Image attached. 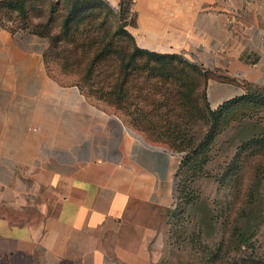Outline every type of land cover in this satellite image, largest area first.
Masks as SVG:
<instances>
[{"label":"crops","instance_id":"1","mask_svg":"<svg viewBox=\"0 0 264 264\" xmlns=\"http://www.w3.org/2000/svg\"><path fill=\"white\" fill-rule=\"evenodd\" d=\"M124 28L206 72L210 110L264 88V0H130ZM45 47L0 26V262L157 264L181 155L92 92L99 80L46 70Z\"/></svg>","mask_w":264,"mask_h":264},{"label":"rangeland","instance_id":"2","mask_svg":"<svg viewBox=\"0 0 264 264\" xmlns=\"http://www.w3.org/2000/svg\"><path fill=\"white\" fill-rule=\"evenodd\" d=\"M126 17L102 0H0L1 27L45 39L46 70L64 83L109 80L107 103H125L149 139L181 155L161 229V264H264V88L209 110L206 73L177 55L138 52ZM232 228L248 240L223 250Z\"/></svg>","mask_w":264,"mask_h":264},{"label":"trees","instance_id":"3","mask_svg":"<svg viewBox=\"0 0 264 264\" xmlns=\"http://www.w3.org/2000/svg\"><path fill=\"white\" fill-rule=\"evenodd\" d=\"M129 3H130V0H121V2H120V5H119V10L120 11H123V12H125L126 13V16L128 15V6H129ZM127 18V17H126ZM129 35V34H128ZM130 36V35H129ZM130 39H131V42H132V45H133V47L138 51V52H140V53H145V54H151V55H155V54H157V53H151V52H147V51H143V50H140V49H138V48H136L135 46H134V44H133V41H132V38L130 37ZM167 55H170V56H174V55H172V54H167ZM184 61V60H183ZM184 62H186V61H184ZM188 65H190V66H193L194 67V65H192V64H190V63H188V62H186ZM60 72L61 71H64V70H59ZM69 71H71L73 74H77V73H75L76 71H78V70H69ZM204 73H206V72H204ZM207 75V74H206ZM81 81L82 80V82L84 81V80H99L100 81V83H101V85H99V84H97L96 86L94 85V84H92V83H90V84H87V85H90V86H88L89 87V89L93 92V91H96V90H102V89H104L105 90V92L104 93H100V94H98L97 96L100 98V99H104L106 102H108V96H110V94H111V90H110V81L109 80H106V79H101V78H79V79H76V81ZM131 81V80H130ZM124 82V81H123ZM125 82H129V80H127V81H125ZM102 83H103V86H102ZM140 83V87H147L148 85H146V84H143V82H139ZM250 87H248L247 89H246V92L244 93V94H242V95H240V96H238V97H236V98H233V99H231V100H228V101H226V102H224V103H222L219 107H217L215 110H211V111H217V110H219V109H221L222 107H224V106H226L227 104H229V103H231V102H233V101H235V100H238L239 98H241L243 95H246V93H247V91H248V89H249ZM120 93V92H119ZM118 93V94H119ZM122 94V93H121ZM122 104H125V103H122ZM205 104H206V102H205ZM206 106H207V104H206ZM208 107V106H207ZM209 109V108H208ZM210 110V109H209ZM135 122V121H134ZM133 122V123H134ZM137 127V126H136ZM141 131H143V128H140V127H138ZM144 132V131H143ZM145 133V135H146V132H144ZM147 137V136H146ZM148 138V137H147ZM151 140V139H150ZM152 141H154V140H152ZM156 142V141H155ZM167 148V147H166ZM182 159V158H181ZM180 165H181V163H180ZM180 167V166H179ZM178 170V169H177ZM175 176H176V173H175ZM175 191H176V187H175ZM248 237L249 236H247L246 234H243V233H241V232H239L237 229H235V228H232V229H229V230H227V232H226V244H224L223 246H222V248H223V250H227V249H231L230 248V246L232 247V249H234L235 247H238V246H241L242 244H244L247 240H248ZM220 246L221 245H218V247L216 248V250L215 249H213V252H214V254H213V256H216V252L218 253L219 251V248H220ZM221 249V248H220ZM225 252V251H224ZM222 258H219V260H218V263L217 264H222ZM157 264H161V261H158V263Z\"/></svg>","mask_w":264,"mask_h":264},{"label":"built area","instance_id":"4","mask_svg":"<svg viewBox=\"0 0 264 264\" xmlns=\"http://www.w3.org/2000/svg\"><path fill=\"white\" fill-rule=\"evenodd\" d=\"M175 187H176V180H175V183H174L173 196L175 194Z\"/></svg>","mask_w":264,"mask_h":264}]
</instances>
